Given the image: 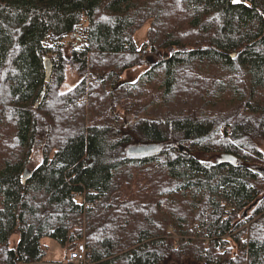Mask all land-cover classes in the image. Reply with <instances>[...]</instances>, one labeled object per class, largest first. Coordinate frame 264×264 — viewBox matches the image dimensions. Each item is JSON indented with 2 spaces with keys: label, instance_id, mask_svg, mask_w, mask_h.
I'll use <instances>...</instances> for the list:
<instances>
[{
  "label": "trees",
  "instance_id": "trees-1",
  "mask_svg": "<svg viewBox=\"0 0 264 264\" xmlns=\"http://www.w3.org/2000/svg\"><path fill=\"white\" fill-rule=\"evenodd\" d=\"M260 142L264 0H0V264H264Z\"/></svg>",
  "mask_w": 264,
  "mask_h": 264
},
{
  "label": "rangeland",
  "instance_id": "rangeland-1",
  "mask_svg": "<svg viewBox=\"0 0 264 264\" xmlns=\"http://www.w3.org/2000/svg\"><path fill=\"white\" fill-rule=\"evenodd\" d=\"M146 29H147V24H144L135 31L133 39L137 46H141L142 43H144V41L146 40ZM73 40L74 39L68 35L65 38H63V44L66 46V50L68 49V46L72 44ZM154 60H155V56L150 58V61H154ZM147 67L148 65L145 63L141 65H135L133 67L125 69V71L121 74L120 77L122 80H130V81L135 80ZM78 79H79V75L76 72L75 68L71 65H68L65 70V82L61 86L60 90L65 91L71 88L78 81ZM130 119H131L130 115L121 118V120H123L124 122H129ZM137 135L139 134L137 133ZM135 143H143V142H139L137 139H132L128 144L124 146L123 149L125 153L127 146ZM259 148L264 153V142L259 143ZM120 153L121 150L117 148L111 151L109 156L117 158L118 156H120ZM40 160H41V149H40V144H37L34 146L30 160L26 164L27 169L36 166L40 162ZM17 241H18V233L13 232L10 238V247H15ZM43 244L46 249L44 260H50L53 259L54 257L61 256L62 250L60 249V245L55 240L45 238L43 239Z\"/></svg>",
  "mask_w": 264,
  "mask_h": 264
},
{
  "label": "water",
  "instance_id": "water-1",
  "mask_svg": "<svg viewBox=\"0 0 264 264\" xmlns=\"http://www.w3.org/2000/svg\"><path fill=\"white\" fill-rule=\"evenodd\" d=\"M232 56L235 55V53L231 54ZM44 65V73H45V80L48 81L50 79V74L52 70V62L49 57L45 58L43 61ZM102 76H99L98 79H101ZM41 96L37 99L36 105L40 101ZM127 122L124 124L126 125ZM159 147L158 144L154 142H148V143H135V144H130L126 148V154L131 155V156H139L142 154L150 153L154 150H156ZM218 162L219 163H234L235 162V156L231 153H222L218 157ZM23 176V180H24ZM263 178H264V173H263ZM251 207V206H249Z\"/></svg>",
  "mask_w": 264,
  "mask_h": 264
},
{
  "label": "built area",
  "instance_id": "built-area-1",
  "mask_svg": "<svg viewBox=\"0 0 264 264\" xmlns=\"http://www.w3.org/2000/svg\"><path fill=\"white\" fill-rule=\"evenodd\" d=\"M219 250V249H218ZM89 250L83 242L78 243L73 249H71L66 256L68 263H85L88 260Z\"/></svg>",
  "mask_w": 264,
  "mask_h": 264
},
{
  "label": "crops",
  "instance_id": "crops-1",
  "mask_svg": "<svg viewBox=\"0 0 264 264\" xmlns=\"http://www.w3.org/2000/svg\"><path fill=\"white\" fill-rule=\"evenodd\" d=\"M60 249L62 250L61 256L54 257L53 259L50 260H42L39 262H35L33 264H80V263H68L66 261V256H67V251L65 250L64 247L60 245Z\"/></svg>",
  "mask_w": 264,
  "mask_h": 264
}]
</instances>
